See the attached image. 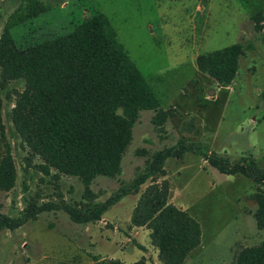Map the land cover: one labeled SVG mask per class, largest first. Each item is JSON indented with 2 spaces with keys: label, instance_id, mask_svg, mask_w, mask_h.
Listing matches in <instances>:
<instances>
[{
  "label": "rangeland",
  "instance_id": "obj_1",
  "mask_svg": "<svg viewBox=\"0 0 264 264\" xmlns=\"http://www.w3.org/2000/svg\"><path fill=\"white\" fill-rule=\"evenodd\" d=\"M24 1L0 0V31L8 14ZM39 1L45 9L12 30L25 59L35 64L45 58L51 39L72 33V23L88 13L90 4V0ZM91 1L155 90L160 105L171 110L161 129L150 121L152 110L139 111L119 173L97 175L90 184L96 200L129 181L153 151L178 138L199 142L229 160L250 155L264 167V0ZM256 11L261 12L258 22L253 18ZM100 29L104 35L110 32L105 23ZM233 42L244 49L229 84L219 85L197 70V53ZM22 84L16 78L0 87L5 139L15 167L13 186L0 191V211L10 216L19 215L31 197L71 204L83 199L82 184L75 176L55 178L52 169L48 173L39 169L37 156L27 158L8 115L14 91ZM163 167L165 173L156 179L168 180V200L200 226L199 243L183 264H230L240 246L264 237V228L255 226L252 215L255 204L250 194L255 184L250 178L220 173L192 152L166 158ZM149 180L117 199L96 220L74 222L65 210L53 208L15 228H0V264H92L93 254L124 264L142 255L148 264H162L147 229L129 222L138 193ZM260 187L264 190V185Z\"/></svg>",
  "mask_w": 264,
  "mask_h": 264
},
{
  "label": "trees",
  "instance_id": "obj_2",
  "mask_svg": "<svg viewBox=\"0 0 264 264\" xmlns=\"http://www.w3.org/2000/svg\"><path fill=\"white\" fill-rule=\"evenodd\" d=\"M89 2L88 13L72 23V33L51 39L43 62L37 64L25 59L12 30L42 12L45 6L41 1L25 0L19 4L8 14L0 31V87L11 79L23 81L22 88L14 91L8 115L26 147L27 158L37 156L42 172L52 169L55 178L58 174L73 175L83 187V199L74 204L62 199L37 202L31 197L17 216L0 211V228H15L40 211L53 208L65 210L74 222L96 220L108 206L121 196L136 192L150 178L138 193L129 222L147 229L149 243L162 264H183L187 253L199 243V222L168 200V180H157L156 176L165 173L166 158H181L185 152L203 156L220 173L250 178L255 184L250 194L255 204L254 223L257 228H264V190L260 187L264 185V167L250 155L229 160L199 142L182 138L153 151L143 167L109 196L94 198L90 188L93 178L119 173L120 159L139 111L152 110L150 121L161 129L171 110L160 105L155 90L102 11ZM260 17V11L253 14L257 22ZM102 23L108 25V34L100 31ZM243 49L240 43L233 42L197 53L195 66L219 85H227L236 73ZM14 180L15 167L5 139L0 97V191L10 189ZM92 259V264H124L118 258H98L95 254ZM130 264L148 263L141 255ZM230 264H264V237L240 246Z\"/></svg>",
  "mask_w": 264,
  "mask_h": 264
}]
</instances>
